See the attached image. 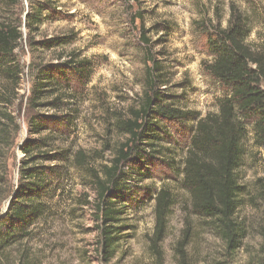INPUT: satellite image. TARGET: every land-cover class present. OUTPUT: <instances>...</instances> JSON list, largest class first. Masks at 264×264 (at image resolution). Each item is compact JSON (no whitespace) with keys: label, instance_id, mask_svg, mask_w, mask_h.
Wrapping results in <instances>:
<instances>
[{"label":"rangeland","instance_id":"obj_1","mask_svg":"<svg viewBox=\"0 0 264 264\" xmlns=\"http://www.w3.org/2000/svg\"><path fill=\"white\" fill-rule=\"evenodd\" d=\"M233 8L249 23L247 45L253 53L264 55V0H0V28L18 26L24 37L15 52L18 77H22L20 98L26 100L30 93V62L39 67L68 61L90 63V77L78 80L75 77L82 76L71 71L62 75L73 77L67 88L74 100L63 106L66 112H45L49 129H59L60 135L55 137L63 134L61 148L83 150L96 172L111 167L125 143L117 123L129 119L131 111L142 104L146 72L152 67L148 55L164 67L159 72L166 83L160 91L163 103L198 114L180 123H159L158 140L151 148L154 152L143 154L140 162L121 165L127 178L116 201L124 207L123 230L111 264H264V139L255 135V118L240 117L246 139L238 172L244 188L238 219L246 237L235 256H228L210 219L194 211L183 184L184 160L196 120L217 114L219 100L227 95L205 70L213 58L203 32L210 22L226 28ZM28 14L34 19L33 51L27 42ZM142 35L148 45L142 42ZM56 40L62 46L38 45ZM0 77H7L2 69ZM62 115L77 119L75 133L68 132L60 118L55 120ZM19 123L18 147L28 133L23 114ZM18 147L10 161L15 177L23 157ZM69 171L74 181L61 194L57 217L43 227L33 248L39 251L42 264H104L91 179L83 172ZM162 191L168 193L169 208L159 232L156 198ZM158 233L162 235L157 242ZM180 245L185 254L182 263L175 256Z\"/></svg>","mask_w":264,"mask_h":264},{"label":"trees","instance_id":"obj_2","mask_svg":"<svg viewBox=\"0 0 264 264\" xmlns=\"http://www.w3.org/2000/svg\"><path fill=\"white\" fill-rule=\"evenodd\" d=\"M33 25L34 19L28 14L25 27L29 30L27 42L32 51ZM249 33L246 17L235 8L231 10L226 28L210 22V27L203 32L207 52L213 58L205 65V70L227 90V95L219 100L217 114L197 118L183 168L184 188L191 197L194 211L210 219L229 257L235 256L246 237L238 219L244 193L238 172L242 168L246 139V128L240 117L255 118V135L264 139V55L253 53L249 48L246 43ZM23 38L18 26L3 25L0 28V70L7 76L0 77V264H42L33 244L41 238L43 227L58 215L61 194H65L69 182L74 181L70 179L69 170L77 174L83 172L91 179L97 202L100 257L104 264H111L119 251L122 234L119 231L123 230L124 207L116 201L120 200L127 178L121 165L132 160L140 162L144 160L143 154L154 152L151 148L158 140L159 123H180L196 118L198 114L184 113L168 102L163 103L160 91L166 83L159 72L164 67L152 54L148 55V64L152 67L146 72L142 104L137 111H131L129 119L118 121V130L125 143L112 166L103 167L102 173H98L83 150L61 148L63 134L55 137L60 135L59 129H49V117L45 112L53 109L61 113L65 104L69 106L73 102L74 97L67 88L73 77L62 75L71 71L82 76L75 77L78 80L90 77V63L68 61L66 65L39 67L34 61L30 62L27 68L32 84L24 100V97L20 98L22 77H18L20 68L15 61V52ZM142 42L149 44L145 35H142ZM38 45H47L46 48L62 46L58 40ZM54 73L60 76L53 77ZM22 114L28 133L21 145L23 157L17 165L16 179L10 161L18 147ZM58 118L60 123L68 126L65 130L75 133L77 119L71 115L55 117V120ZM145 147L149 149L145 150ZM167 195L162 191L156 198L159 232L164 227L169 208ZM6 207L7 212L2 215ZM161 235L158 233L157 242ZM153 243L156 248V241ZM175 256L181 263L185 261L181 245L176 248Z\"/></svg>","mask_w":264,"mask_h":264},{"label":"water","instance_id":"obj_3","mask_svg":"<svg viewBox=\"0 0 264 264\" xmlns=\"http://www.w3.org/2000/svg\"><path fill=\"white\" fill-rule=\"evenodd\" d=\"M23 143H24V142H23ZM23 143H22V144H23ZM22 144H21V145H22ZM21 145L18 147V151H19V152L21 151ZM17 176H18V175H16V179H17ZM9 203H10V200H8L7 205H9ZM6 212H7V207L3 209V211H2V215H4ZM2 215H1V216H2Z\"/></svg>","mask_w":264,"mask_h":264}]
</instances>
